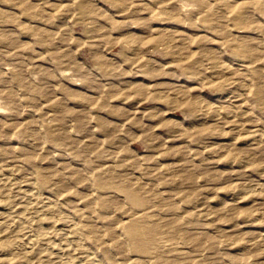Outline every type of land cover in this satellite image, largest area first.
Instances as JSON below:
<instances>
[{"label": "rangeland", "instance_id": "obj_1", "mask_svg": "<svg viewBox=\"0 0 264 264\" xmlns=\"http://www.w3.org/2000/svg\"><path fill=\"white\" fill-rule=\"evenodd\" d=\"M0 109V264H264V0H0Z\"/></svg>", "mask_w": 264, "mask_h": 264}, {"label": "bare ground", "instance_id": "obj_2", "mask_svg": "<svg viewBox=\"0 0 264 264\" xmlns=\"http://www.w3.org/2000/svg\"><path fill=\"white\" fill-rule=\"evenodd\" d=\"M133 234H134V233H133ZM135 234H136V233H135ZM135 234H134V235H135ZM139 234H140V233H139ZM148 237H149V236H148ZM27 247H29V248H30V244H29V243H27Z\"/></svg>", "mask_w": 264, "mask_h": 264}, {"label": "clouds", "instance_id": "obj_3", "mask_svg": "<svg viewBox=\"0 0 264 264\" xmlns=\"http://www.w3.org/2000/svg\"><path fill=\"white\" fill-rule=\"evenodd\" d=\"M0 111H2V109H0Z\"/></svg>", "mask_w": 264, "mask_h": 264}]
</instances>
